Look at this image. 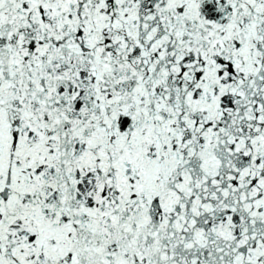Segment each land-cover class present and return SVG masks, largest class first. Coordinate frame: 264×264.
Instances as JSON below:
<instances>
[{
	"label": "snow or ice",
	"instance_id": "1",
	"mask_svg": "<svg viewBox=\"0 0 264 264\" xmlns=\"http://www.w3.org/2000/svg\"><path fill=\"white\" fill-rule=\"evenodd\" d=\"M0 264H264V0H0Z\"/></svg>",
	"mask_w": 264,
	"mask_h": 264
}]
</instances>
